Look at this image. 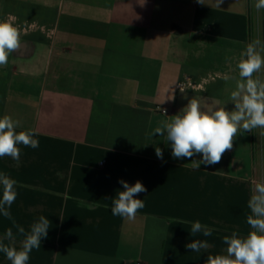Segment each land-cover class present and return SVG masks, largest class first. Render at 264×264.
Returning <instances> with one entry per match:
<instances>
[{
    "label": "crops",
    "instance_id": "1",
    "mask_svg": "<svg viewBox=\"0 0 264 264\" xmlns=\"http://www.w3.org/2000/svg\"><path fill=\"white\" fill-rule=\"evenodd\" d=\"M0 0V20L14 17L20 49L0 67V116L35 129L38 148H21L0 173L17 198L0 214V238L14 243L41 215L50 220L28 264H205L222 237L246 235L252 181L264 180V137L243 133L215 165L173 158L153 135L190 99L223 105L238 79L236 63L254 38L264 41V9L255 0ZM143 4V5H142ZM184 89L183 92L180 90ZM167 106V113L162 107ZM163 150V159L155 148ZM140 181L144 208L129 221L112 198ZM2 197V186H0ZM196 220L213 229L196 234ZM207 240L200 253L185 247ZM0 264H10L0 253Z\"/></svg>",
    "mask_w": 264,
    "mask_h": 264
},
{
    "label": "clouds",
    "instance_id": "2",
    "mask_svg": "<svg viewBox=\"0 0 264 264\" xmlns=\"http://www.w3.org/2000/svg\"><path fill=\"white\" fill-rule=\"evenodd\" d=\"M222 2L216 0L217 7ZM197 3L206 4L205 0H197ZM254 7L257 11L264 9V0H255ZM14 20V17L0 20V67L6 66L9 56L21 47V32ZM236 70L238 79L227 74L223 77L225 81H236L228 99L235 105L233 110L225 108L227 101L223 105L202 106L198 99L192 98L179 113L155 127L153 135L159 134L165 137V142H171L173 158L191 159L196 154H202V159L192 160L194 168H199L201 164L215 165L226 151L233 148V141L238 135L254 133V130L259 129L258 135L264 137V41L257 37L247 44L240 53ZM180 90L184 91L181 86ZM19 128V120L8 114L0 116V158L10 157L17 164L21 157L19 145L33 149L39 147L35 129L17 131ZM155 154L163 159L161 148L156 147ZM119 183L124 190L112 198V215L133 221L137 212L145 206L143 199L134 197L147 189L140 181L131 186L124 180ZM0 186V214L12 219L9 209L17 198V182L7 174L0 173ZM247 207L251 213L246 217V223L250 226L247 234L233 231L230 235H224L223 252L208 255L205 264H264V180L252 181ZM13 225L24 237L20 247L17 248L14 243H4V240H15L12 228H8L4 237L0 238V253L5 255L10 264H28L30 253L34 249L39 250L42 238H47L50 220L41 215L27 233L14 220ZM190 233L192 237L196 234L210 237L213 229L196 220L191 225ZM185 247L200 253L209 248V243L207 240L193 239Z\"/></svg>",
    "mask_w": 264,
    "mask_h": 264
},
{
    "label": "built area",
    "instance_id": "3",
    "mask_svg": "<svg viewBox=\"0 0 264 264\" xmlns=\"http://www.w3.org/2000/svg\"><path fill=\"white\" fill-rule=\"evenodd\" d=\"M167 110H168V107L167 106H164V107H162V113H167Z\"/></svg>",
    "mask_w": 264,
    "mask_h": 264
}]
</instances>
